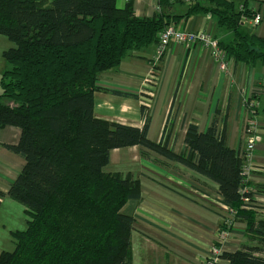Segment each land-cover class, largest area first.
I'll use <instances>...</instances> for the list:
<instances>
[{"label": "trees", "instance_id": "1", "mask_svg": "<svg viewBox=\"0 0 264 264\" xmlns=\"http://www.w3.org/2000/svg\"><path fill=\"white\" fill-rule=\"evenodd\" d=\"M168 2L156 0V15L137 17L131 0L123 8L117 0H0V34L15 43L3 52L8 67L0 76V128L21 129L19 142L4 147L24 159L7 195L29 216L25 230L12 233L15 249L2 251L0 264H132L140 182L107 170L111 151L131 146L217 183L220 202L233 211L219 233L230 232L236 221L246 223L240 247L218 259L264 264V213L245 202L255 194L242 174L246 152L227 144L219 110L204 132L188 125L181 153L149 138L146 105L142 127L94 113L100 75L128 54L157 46L160 34L176 26V17L163 10ZM185 3L191 14H210L227 32L226 39L214 38L229 60L264 66V39L243 20L252 12L233 0ZM257 112L251 111L253 120ZM5 196L0 191V206Z\"/></svg>", "mask_w": 264, "mask_h": 264}, {"label": "crops", "instance_id": "2", "mask_svg": "<svg viewBox=\"0 0 264 264\" xmlns=\"http://www.w3.org/2000/svg\"><path fill=\"white\" fill-rule=\"evenodd\" d=\"M128 1L117 0V5L123 8ZM168 1L163 10L176 17L178 30L208 32L221 40L229 37L210 14H191L190 5L184 0ZM233 1L237 8L244 6L253 14L262 13L260 25L247 27L264 39V0ZM131 2L137 17H153L157 13L156 0ZM155 49L156 45H152L132 52L117 68L100 75L95 115L142 127V103L151 101L149 138L167 141L170 148L181 153L188 125L195 124L204 132L219 110L227 144L243 153L248 139L247 125L252 121L244 104L255 95L259 104L255 114L257 143L247 190L255 193L254 203L264 213V66L252 67L229 60L228 69L222 70L204 46L171 43L155 84H149ZM4 68L0 63V76ZM153 90V95L147 93ZM20 137L21 129L16 126L0 128V191L6 193L0 211L4 205L11 209L8 216L11 221L1 228L11 236L27 225L25 207L7 195L22 171L24 159L4 145L17 144ZM109 167H113L111 172L124 177L131 175L140 182L141 198L136 205L132 233V264H207L213 249L218 248L216 244H220L219 253L234 252L244 241V221H236L227 237H220L226 211L220 203L219 186L194 170L140 146L112 150ZM214 264L224 262L219 258Z\"/></svg>", "mask_w": 264, "mask_h": 264}, {"label": "built area", "instance_id": "3", "mask_svg": "<svg viewBox=\"0 0 264 264\" xmlns=\"http://www.w3.org/2000/svg\"><path fill=\"white\" fill-rule=\"evenodd\" d=\"M184 1L185 2H193V1L195 2L197 0H184ZM240 8L241 10H246L244 6ZM243 20H244V23H247L252 27H257L258 25L262 23L263 15L261 12H255L252 18L244 17ZM159 37H160L159 42L156 46L155 52L152 57L151 73H150L149 78L147 79V83L149 84H155V78L157 76V73L159 72V66L162 64V59L164 57V54L167 48L171 45V43H178V44H184V45L200 44L210 51L212 58L217 62V64L222 70L228 69L229 59L227 58L226 53L219 47L218 41L214 38L213 34L211 33L180 31L177 29V27L174 24H171L166 28V30H164L160 34ZM153 92L154 90L147 92V93L153 95ZM150 102L143 103V104L150 108L151 106ZM244 105L251 115V111H253V109H257L259 104L257 100H253L252 98H249V99H246ZM256 128H257V122L256 120H253L252 118V121H250L247 125L248 139H247V144H246V149H245L246 162H245L243 173H242L247 178L252 169V155H253V151L257 143V137L255 135ZM245 202L247 204L255 205L254 201L252 202L248 198H245ZM222 205L224 206V209L226 211V215L224 218L229 223H231L233 220V211L229 207L225 206L224 204ZM228 233L229 232L223 231L220 233V237L225 238L227 237ZM218 254H219V249L214 248L212 251V255L210 256L207 264H214L216 260L218 259Z\"/></svg>", "mask_w": 264, "mask_h": 264}, {"label": "rangeland", "instance_id": "4", "mask_svg": "<svg viewBox=\"0 0 264 264\" xmlns=\"http://www.w3.org/2000/svg\"><path fill=\"white\" fill-rule=\"evenodd\" d=\"M14 46H15V43L10 41L5 35L0 34V63L5 65L4 70L8 67V65H7L6 60L3 57V52ZM0 93H1V89H0ZM147 102L148 100L143 101V103H147ZM143 103L142 105H144ZM112 169L113 167H109L107 170H112ZM15 203H18V205H22L17 201H15ZM10 211L11 209L7 207L6 205H4L0 211V250L2 249L4 251H13L15 249V242L11 234L9 233L8 230L3 231V229L1 228L2 224H5V222L7 224V222L11 221L10 217H8L10 215L9 214ZM25 219L28 221L29 219L28 214H26ZM26 226H23V228L20 230H25Z\"/></svg>", "mask_w": 264, "mask_h": 264}]
</instances>
